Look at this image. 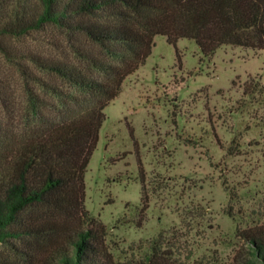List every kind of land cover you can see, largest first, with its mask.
I'll list each match as a JSON object with an SVG mask.
<instances>
[{"label":"rangeland","instance_id":"1","mask_svg":"<svg viewBox=\"0 0 264 264\" xmlns=\"http://www.w3.org/2000/svg\"><path fill=\"white\" fill-rule=\"evenodd\" d=\"M84 39L53 25L0 36V111L25 102L21 68L54 80L27 54L83 64ZM249 77L264 91V48L205 55L191 38L155 35L105 106L85 172V206L115 257L142 255L161 234L181 264H244V231L264 229V92L245 94Z\"/></svg>","mask_w":264,"mask_h":264},{"label":"trees","instance_id":"2","mask_svg":"<svg viewBox=\"0 0 264 264\" xmlns=\"http://www.w3.org/2000/svg\"><path fill=\"white\" fill-rule=\"evenodd\" d=\"M46 25L87 46H74L83 64L27 54L54 80L21 68L25 102L0 111V243L12 254L0 263L181 264L161 234L142 255L115 257L106 225L85 206L104 108L157 34L191 38L205 55L221 44L264 48V0H0V36ZM262 86L249 77L244 93ZM244 238V264H264V229Z\"/></svg>","mask_w":264,"mask_h":264}]
</instances>
